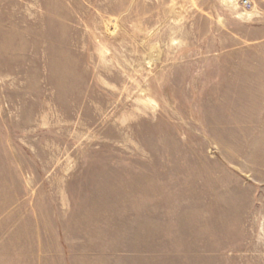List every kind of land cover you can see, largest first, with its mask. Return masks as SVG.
<instances>
[{
	"label": "rangeland",
	"instance_id": "374dc122",
	"mask_svg": "<svg viewBox=\"0 0 264 264\" xmlns=\"http://www.w3.org/2000/svg\"><path fill=\"white\" fill-rule=\"evenodd\" d=\"M0 0V264H264V0Z\"/></svg>",
	"mask_w": 264,
	"mask_h": 264
},
{
	"label": "built area",
	"instance_id": "2783aa9c",
	"mask_svg": "<svg viewBox=\"0 0 264 264\" xmlns=\"http://www.w3.org/2000/svg\"><path fill=\"white\" fill-rule=\"evenodd\" d=\"M243 6H244L245 8H249V7L251 6V3L249 2V0H244V1H243Z\"/></svg>",
	"mask_w": 264,
	"mask_h": 264
}]
</instances>
